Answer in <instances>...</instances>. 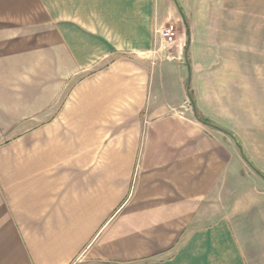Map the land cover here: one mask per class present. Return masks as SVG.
Listing matches in <instances>:
<instances>
[{
  "label": "crops",
  "instance_id": "0c3cea01",
  "mask_svg": "<svg viewBox=\"0 0 264 264\" xmlns=\"http://www.w3.org/2000/svg\"><path fill=\"white\" fill-rule=\"evenodd\" d=\"M178 13L0 0V264H249L217 212L237 146L196 116L236 134L212 114L211 45L158 34Z\"/></svg>",
  "mask_w": 264,
  "mask_h": 264
},
{
  "label": "rangeland",
  "instance_id": "374dc122",
  "mask_svg": "<svg viewBox=\"0 0 264 264\" xmlns=\"http://www.w3.org/2000/svg\"><path fill=\"white\" fill-rule=\"evenodd\" d=\"M173 3L180 8L188 25L197 27L206 39L205 44L211 45L204 48V56L217 64L221 77L215 88L220 97L212 114L238 135L240 150L264 173V0H173ZM172 23L175 39L181 36L186 40L179 13L175 21L166 25ZM165 49L172 52L175 44L166 45ZM83 66L79 72L89 67ZM236 149L234 179L228 185L220 184L224 191L219 192L217 212L220 216L231 215L232 228L247 252L248 263L264 264V181Z\"/></svg>",
  "mask_w": 264,
  "mask_h": 264
},
{
  "label": "trees",
  "instance_id": "16d2710c",
  "mask_svg": "<svg viewBox=\"0 0 264 264\" xmlns=\"http://www.w3.org/2000/svg\"><path fill=\"white\" fill-rule=\"evenodd\" d=\"M177 8L180 9L178 6H177ZM185 53H187V48L185 49ZM187 91H188V93L190 92V90H188V89H187ZM189 94H190V93H189ZM190 99H191V101L193 102V97H192L191 95H190ZM195 115H196V114H195ZM196 116H197V118H198L200 121H202V122L208 124L209 126L216 127V128H218V129H220L221 131L225 132L226 134H228V135L230 136V138H232V139L235 141V144H236V146H237V148H238L237 150H239V146L241 147V143H240L239 139L236 138V135H235L234 133H232V132H230V131H227V130L221 128V126H220V127L217 126L214 122L210 121L209 119H206V118L201 117V116H199V115H196ZM239 151H240V150H239ZM239 153H240V156L243 158L244 162L247 163V165L249 166V168H251V169L255 172V174H258V176H260V178H262V179L264 180V173H262L261 171H259L258 169H256V168L254 167V165H253V164L249 161V159L244 155V153L242 152V150H241Z\"/></svg>",
  "mask_w": 264,
  "mask_h": 264
},
{
  "label": "built area",
  "instance_id": "2783aa9c",
  "mask_svg": "<svg viewBox=\"0 0 264 264\" xmlns=\"http://www.w3.org/2000/svg\"><path fill=\"white\" fill-rule=\"evenodd\" d=\"M173 29H174L173 24L164 25L161 27V29H158L159 37L163 41L162 43L168 46L174 44L176 32Z\"/></svg>",
  "mask_w": 264,
  "mask_h": 264
},
{
  "label": "water",
  "instance_id": "95a60500",
  "mask_svg": "<svg viewBox=\"0 0 264 264\" xmlns=\"http://www.w3.org/2000/svg\"><path fill=\"white\" fill-rule=\"evenodd\" d=\"M178 12L180 14V17L182 19V22H183V25H184V28L185 29V36H186V40H185V48L188 47V44H189V37H190V29H189V25H188V22L186 20V18L184 17V14L182 13V11L180 9H178ZM189 64H187L186 66H188ZM241 149V147L239 146V150ZM241 151V150H240ZM258 175V174H257ZM260 177V176H259Z\"/></svg>",
  "mask_w": 264,
  "mask_h": 264
}]
</instances>
